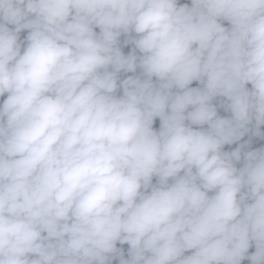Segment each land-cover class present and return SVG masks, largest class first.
<instances>
[{"label": "clouds", "instance_id": "1", "mask_svg": "<svg viewBox=\"0 0 264 264\" xmlns=\"http://www.w3.org/2000/svg\"><path fill=\"white\" fill-rule=\"evenodd\" d=\"M0 97V264H264V0H0Z\"/></svg>", "mask_w": 264, "mask_h": 264}, {"label": "trees", "instance_id": "2", "mask_svg": "<svg viewBox=\"0 0 264 264\" xmlns=\"http://www.w3.org/2000/svg\"><path fill=\"white\" fill-rule=\"evenodd\" d=\"M180 3L183 4V3H188L190 5V0H180ZM98 31V29H97ZM27 35V30H24L22 33H21V39L24 38V36ZM123 39V37H122ZM131 45H127V46H123L122 50L125 52V54H128L130 51H131ZM136 74H139V70L137 71ZM127 75H134L133 73H127V74H124L122 73L121 74V78H126ZM192 87H197L199 86L198 82H193V84L191 85ZM249 87H251L249 85ZM119 94H122V90L118 92V95ZM6 98V97H0V103L3 102V99ZM222 101H225V98L223 97H218L216 100L213 101L214 104L217 105V110H218V115L222 116V117H230V112L226 111L223 107H220V104ZM159 127V119L157 118L156 122L154 123V128H158ZM206 127V126H205ZM261 131L264 132V126H261ZM250 139V136L249 135H246L244 138H242L241 141L239 142H236L234 143L233 145H226L225 146V150H232L234 149L235 147H237L239 144L241 143H244L245 141L249 140ZM251 145L250 147L252 149H255V148H258V147H264V140H261L260 138H257V137H251ZM155 182V178H154V181ZM118 247H120V245H118ZM125 250H127V245H124L122 246ZM250 252L254 251V247L252 249L249 250ZM242 264H250L249 261L245 260L242 262Z\"/></svg>", "mask_w": 264, "mask_h": 264}]
</instances>
